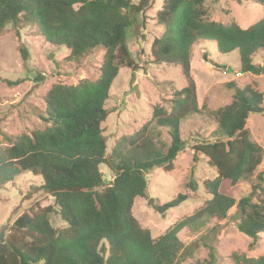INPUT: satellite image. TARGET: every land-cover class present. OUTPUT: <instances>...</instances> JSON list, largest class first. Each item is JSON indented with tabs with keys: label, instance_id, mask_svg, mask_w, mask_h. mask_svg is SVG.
I'll return each mask as SVG.
<instances>
[{
	"label": "trees",
	"instance_id": "16d2710c",
	"mask_svg": "<svg viewBox=\"0 0 264 264\" xmlns=\"http://www.w3.org/2000/svg\"><path fill=\"white\" fill-rule=\"evenodd\" d=\"M145 1L139 0L140 4ZM250 1L264 11V0ZM133 9L130 0H0V32L10 24L33 26L47 44L65 47L74 59L104 50L96 80H82L75 86L56 84L48 90L42 130L30 135H3L0 190L22 173L35 172L45 193L53 198L65 227L51 226L49 217L55 213L51 206L24 212L7 234L0 232V264H178L187 252L178 233L183 229L200 232L209 221L225 219L233 207L236 230L252 240L251 247L259 235H264V206L253 203L264 166L256 177L257 184L237 202L219 191L223 181L236 184L245 180L262 162V149L251 141L245 124L249 115L263 113V95L233 83L227 85L234 89L232 101L208 114L216 124V139L195 148V154H203L217 174L203 184L209 200L156 239L131 213L134 199L146 198L145 174L154 168L173 170V161L184 145L180 122L201 113L190 78L192 46L206 41L213 42L222 55L237 51L240 73L264 74V60L262 64L252 62L257 54L264 53V15L242 29L234 23L208 21L204 0H162L155 15L162 34L151 43V63L179 66L186 86L174 93L169 111L153 108L151 120L130 141L128 149H114L108 156L101 129L108 116L104 106L119 69L135 65L125 43ZM19 52L26 62L27 50L20 48ZM41 79L38 76L35 82ZM6 83L11 86L16 82ZM151 122L154 125L148 129ZM156 128L166 130L169 145L154 143ZM144 132L152 135L143 137ZM101 166L113 175L108 186ZM186 187L196 190L192 181ZM186 199V195L178 194L161 206L152 200L149 204L163 214ZM203 245L208 249L207 259L195 264H216L215 248ZM231 260L233 264H264V254L257 258L232 254Z\"/></svg>",
	"mask_w": 264,
	"mask_h": 264
},
{
	"label": "rangeland",
	"instance_id": "374dc122",
	"mask_svg": "<svg viewBox=\"0 0 264 264\" xmlns=\"http://www.w3.org/2000/svg\"><path fill=\"white\" fill-rule=\"evenodd\" d=\"M207 20L230 25L234 23L242 29L259 22L264 15L263 8L250 0H204ZM131 27L126 31L125 43L134 60L133 68H120L114 79L104 108L108 112L101 124L106 144V155L114 149L124 151L131 140L149 123L154 107L170 110L174 93L186 86L181 68L175 65H152L150 46L153 39L160 37L162 28L156 23L155 15L162 7V0H130ZM20 48L28 52L24 62ZM104 50L96 49L78 59L70 58L65 47L47 44L33 26L7 25L0 32V147H4L3 135L9 137L30 135L45 127L43 121L44 98L48 90L56 84L75 86L82 80L94 81L99 76ZM264 53L257 54L252 62L262 64ZM237 51L227 55L219 54L213 42L200 41L191 48L190 78L196 87V103L201 113L194 114L180 122V138L183 148L173 161V170L166 172L154 168L145 174L148 182L146 198H135L131 213L139 225L148 229L156 239L176 221L192 216L210 196L203 184L214 180L215 170L195 148L202 143L213 142L216 124L208 114L232 101L234 89L230 83L243 89L246 86L262 93L264 110V74L240 73ZM41 80L35 82L36 77ZM7 81L16 82L7 85ZM154 123L148 125V129ZM245 128L252 142L262 149V162L249 178L231 184L223 181L219 191L237 202L246 196L257 184V175L264 166V111L259 115H249ZM156 142L169 145L165 129H155ZM152 135L147 132L143 137ZM196 155V160L193 158ZM100 172L106 186L113 179L112 173L104 166ZM196 184V190L186 187L189 182ZM264 175L260 188L254 195L253 203L264 206ZM178 194L187 199L178 207L158 213L149 204L161 206L173 200ZM51 206L55 213L50 215L54 229L65 227L60 220L53 198L42 188V181L35 172H24L8 182L0 190V232L7 234L14 221L26 211H37ZM236 209L231 208L222 221L211 220L200 232L183 229L178 238L187 249L178 264H195L207 259L208 249L204 243L216 250V264H233L232 254L246 258H257L264 254V235H259L253 247L252 240L236 230ZM218 225V227H215ZM214 229L212 230V228Z\"/></svg>",
	"mask_w": 264,
	"mask_h": 264
}]
</instances>
